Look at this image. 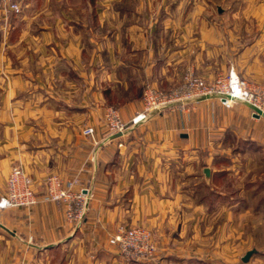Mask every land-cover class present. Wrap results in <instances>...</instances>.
Here are the masks:
<instances>
[{
	"label": "crops",
	"instance_id": "crops-1",
	"mask_svg": "<svg viewBox=\"0 0 264 264\" xmlns=\"http://www.w3.org/2000/svg\"><path fill=\"white\" fill-rule=\"evenodd\" d=\"M191 2L22 0L17 13L0 5V193L20 164L38 197L0 212V264H239L247 250L242 264H264L243 226L256 217L264 235L263 116L211 95L186 112H151L121 135L105 125L108 106L128 120L147 83L170 88L187 67L206 80L226 72L223 22L208 0ZM262 29L244 48L239 32L229 45L234 69L264 82ZM50 173L87 187L81 224L44 199ZM136 224L152 231L154 259L128 261L108 243L117 226Z\"/></svg>",
	"mask_w": 264,
	"mask_h": 264
},
{
	"label": "built area",
	"instance_id": "built-area-1",
	"mask_svg": "<svg viewBox=\"0 0 264 264\" xmlns=\"http://www.w3.org/2000/svg\"><path fill=\"white\" fill-rule=\"evenodd\" d=\"M22 0H0L4 11H20ZM215 96L221 104L230 106L237 101L249 105L253 114L264 116V85L247 81L233 67L223 75L206 80L190 68L183 72L181 82L169 89L146 85L141 98V106L128 120H123L119 111L108 106L104 112V121L110 134L121 135L129 125L146 120L151 112L173 110L186 112L192 101L203 97ZM94 144V128L90 125L82 129ZM44 199L62 202L65 206V218L77 225L81 224L88 209L90 195L86 186L81 185L78 175L62 178L50 173L45 178ZM38 200L32 178L20 164L14 165L6 179L5 190L0 193V212L7 208L29 207ZM108 243L127 259H154L156 243L146 227L119 225L109 234Z\"/></svg>",
	"mask_w": 264,
	"mask_h": 264
},
{
	"label": "rangeland",
	"instance_id": "rangeland-1",
	"mask_svg": "<svg viewBox=\"0 0 264 264\" xmlns=\"http://www.w3.org/2000/svg\"><path fill=\"white\" fill-rule=\"evenodd\" d=\"M260 2H262V1H260V0H208V5H210L211 9L213 10L212 12L214 14L216 13L215 15H217V17H216L213 14V15H211V18L213 21H215V19H216V21H218V22H220V21L223 22V25H222L224 28L223 35L228 40V42H226L227 40L226 41L224 40V51L222 53V60H223L222 64L225 66L224 68L227 69L226 72L229 70L230 67H233V65L235 64L234 60L231 57V51H230L231 48L229 45L230 36L234 35L235 32H239L240 35L242 36V39H243L239 43V48H244V46H246L247 41H249L250 39L256 38V37L257 38L260 37L262 32H263L262 25L264 23V12H262L263 9H259L260 7H262ZM191 4H199V3H198V0L197 1L194 0V2L193 3L191 2ZM20 10H21V8H20ZM217 13L221 14L222 16H219ZM232 23L234 25L237 24V30L233 28L234 25L231 27ZM261 49L263 50L262 47H261ZM244 63H246V62L240 61L239 65L244 64ZM260 64H262V63L260 62ZM187 68H190V67H187ZM223 74H225V73H223ZM223 74H220V75H223ZM182 75H183V73L180 75L179 82L174 84L170 88L178 85L181 82ZM239 75L241 77L245 78L247 81L256 82V83H260V84L264 85V82H262V81L248 80L245 76H242L241 74H239ZM146 85H154V86L159 87L161 89H169V88L160 87L159 85L152 84V83L145 84L144 88L146 87ZM144 88H143V90H144ZM142 93H143V91H142ZM141 98H142V96H141ZM255 162H256V165L259 164L257 159H255ZM14 165H16V164H14ZM14 165H12V167ZM248 208H249V212H250L249 214L252 215L253 214L252 213V207H248ZM258 213L260 216L262 211H259ZM258 213H257V215H258ZM248 217H249V220H248V222H246L247 224H243V226L245 228L248 227L249 230L252 229V234H254V236H255L254 244L259 248H264V235H262V232L260 234L259 229H257L256 225L253 224V218L255 219L256 217L249 216V215H248ZM150 232H151V235H152L154 242L156 243V240H155L151 230H150ZM251 252H252L251 250H247L245 253H243L241 255V257H238V260H240L239 264L249 262L250 261L249 256L251 255ZM246 253H249V256H248L247 260H243V257L246 255ZM120 256H122V255H120ZM122 257L128 261H133L131 259L125 258L124 256H122ZM259 258H261V257H259ZM141 260H145V259H141ZM141 260H138V261H141Z\"/></svg>",
	"mask_w": 264,
	"mask_h": 264
},
{
	"label": "water",
	"instance_id": "water-1",
	"mask_svg": "<svg viewBox=\"0 0 264 264\" xmlns=\"http://www.w3.org/2000/svg\"><path fill=\"white\" fill-rule=\"evenodd\" d=\"M248 256H249V253H246V255L243 257V260H247Z\"/></svg>",
	"mask_w": 264,
	"mask_h": 264
}]
</instances>
